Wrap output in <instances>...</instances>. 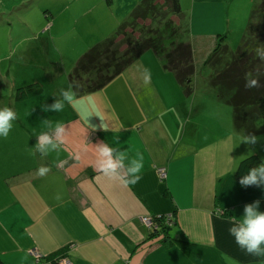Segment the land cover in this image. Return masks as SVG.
<instances>
[{
  "label": "crops",
  "instance_id": "0c3cea01",
  "mask_svg": "<svg viewBox=\"0 0 264 264\" xmlns=\"http://www.w3.org/2000/svg\"><path fill=\"white\" fill-rule=\"evenodd\" d=\"M141 1L40 5L38 69L49 77L57 60L67 84L52 96L60 112L46 110L40 124L5 125L13 117L0 110V264H54L59 255L72 264H264V188L234 177L244 158L264 165L262 121L248 138L212 91L167 95L168 82L178 84L151 52L102 90L113 94L76 96L69 87L77 60ZM251 1L180 0L195 65L217 35L243 34ZM168 215V235L153 236L142 222Z\"/></svg>",
  "mask_w": 264,
  "mask_h": 264
},
{
  "label": "trees",
  "instance_id": "16d2710c",
  "mask_svg": "<svg viewBox=\"0 0 264 264\" xmlns=\"http://www.w3.org/2000/svg\"><path fill=\"white\" fill-rule=\"evenodd\" d=\"M162 10L167 16L157 25L158 31L144 33ZM148 17L149 25L138 24V20ZM188 35L180 0H143L113 34L77 60L68 75L69 87L76 96L98 92L146 52H151L163 70L174 76L182 94L189 97L195 92L196 72ZM225 39L222 35L216 37L212 54L205 62L210 74L204 84L232 109L235 128L252 138L259 133L254 125L257 119H262L264 131V0L254 4L234 52ZM42 93V86L32 83L16 88L14 100L23 102ZM234 177L243 187L263 189L264 165L257 156H249L238 163ZM174 225L173 221L171 226H166L159 220L158 228L151 232L153 236L168 235ZM55 259L56 256L50 258L52 262Z\"/></svg>",
  "mask_w": 264,
  "mask_h": 264
},
{
  "label": "rangeland",
  "instance_id": "374dc122",
  "mask_svg": "<svg viewBox=\"0 0 264 264\" xmlns=\"http://www.w3.org/2000/svg\"><path fill=\"white\" fill-rule=\"evenodd\" d=\"M43 1L44 0H0V110L8 112L9 115L13 117L12 120L5 125L20 124L31 126L40 124L48 118L46 110L52 109L57 113L60 112L58 107L53 103L52 96L55 95V90L59 89V92H61L67 84V76L64 72L65 68H62V64L60 67L58 65L54 66L58 64L57 60L51 58V66L48 68L51 76L46 77L43 71L38 69V67L42 66V62L38 61V57L42 59L45 52L44 50L38 49L41 48L42 36L36 34L34 27L38 26L42 21L40 5ZM259 1L260 0L251 1L248 16L254 4L259 3ZM159 3H161V1H159ZM243 4L245 5V3ZM28 16L30 19H28ZM165 16H167L166 11L162 10L159 17L153 20L151 26L145 30L144 33L158 31L160 27L157 25H161L162 22H164L162 18ZM248 16L247 18H249ZM149 19L148 17L147 20H138L137 22L146 27L149 25ZM27 28L32 29L35 34V39L30 43V47L32 48L30 52L28 51L29 47L24 39L25 34L28 32ZM243 34L236 37L229 36L225 39V41L227 40V46L232 52L237 49ZM50 46L52 45L50 44ZM197 46L193 48L199 50ZM35 47L37 49H35ZM37 51H41V53H37ZM54 52L56 53L54 49H52V51L50 50V56L51 53ZM150 55L154 57L152 53H150ZM154 58L156 59V57ZM202 58L204 57L197 52L195 55V92L193 95H206V93H210L206 91L208 89L204 84L205 78L210 74V71L205 66V62L208 58L206 60ZM33 82H39L43 86L42 96L30 99L29 101L27 100L28 102H14L13 93L15 88ZM163 88L166 91V85H164ZM168 88L172 91L167 95H182L178 85L174 84V86H170L168 82ZM102 90L97 92L96 95H104V93H107V95L113 94L111 89L107 92H102ZM119 91H121V89H119ZM116 95H119V92H117ZM15 113L18 116L17 120L14 119ZM49 113V116H54L52 111H49ZM261 121L262 119H257L254 125L256 126V124L261 123Z\"/></svg>",
  "mask_w": 264,
  "mask_h": 264
},
{
  "label": "built area",
  "instance_id": "2783aa9c",
  "mask_svg": "<svg viewBox=\"0 0 264 264\" xmlns=\"http://www.w3.org/2000/svg\"><path fill=\"white\" fill-rule=\"evenodd\" d=\"M157 173H158V176H159V179L161 181H164L166 179V171L165 169L163 168H160L157 170ZM161 220V222L163 221V224L166 225V226H171L172 225V216L168 215V216H165V217H162V216H156V217H143L142 218V222L144 223V225L153 230H156L158 228V221ZM34 257L38 260L39 259V255L37 253H33ZM54 264H72L71 261H69L67 259L66 256L64 255H59L55 261L53 262Z\"/></svg>",
  "mask_w": 264,
  "mask_h": 264
}]
</instances>
